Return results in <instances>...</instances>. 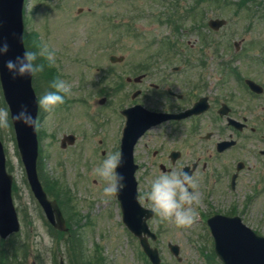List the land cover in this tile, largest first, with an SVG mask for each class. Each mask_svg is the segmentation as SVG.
I'll return each instance as SVG.
<instances>
[{
    "label": "rangeland",
    "instance_id": "rangeland-1",
    "mask_svg": "<svg viewBox=\"0 0 264 264\" xmlns=\"http://www.w3.org/2000/svg\"><path fill=\"white\" fill-rule=\"evenodd\" d=\"M133 1L27 0L23 12L25 47L39 51L47 44L56 50L54 65L49 66L43 57L38 60L45 64V71L33 77L38 98L56 77L72 85L62 105L51 110L39 105V176L47 192L52 193L50 187L54 184L64 193L60 199L67 204L68 214L63 215L70 231L57 239L30 191L11 122L8 128H0L7 170L13 176V202L21 223L19 234L12 240L28 248L26 257L16 259L20 264H58L60 257L64 264H74L72 249L76 244L75 248L83 250L85 260L95 253L99 255L94 264L142 263L138 245L124 232L109 196L103 194L106 181L94 173L102 161L101 150H106L107 154L117 151L120 111L132 104L131 88L127 85L122 87L124 89L117 87V83L122 82L119 70L133 66L143 69L157 63L156 72L162 69L170 72L174 66H186L180 73L182 76L204 73L209 68L217 71L216 64H226L237 58L234 42H242L243 53L233 69L264 86V19L260 17L264 8L253 6L251 11L238 10L236 4L240 0L209 1L201 5L194 0H179L180 8L186 11L197 7V17L195 22L192 17H183L174 33L162 16L168 7L166 0H162L166 4L158 0H135V5ZM216 3H230V6L219 7ZM262 4L264 7V1ZM215 18L227 21L216 32L207 26V21ZM173 39L174 44L171 43ZM112 55L123 57V62L110 63ZM172 56L176 57L170 62ZM201 61L206 64L202 71ZM236 86L239 85L234 87L235 95L239 100L242 95V105L248 103L253 109L258 107L254 109L256 114L252 121L264 134V93L262 97L252 98ZM101 98L106 99L103 105H99ZM0 107H6L1 89ZM64 135H75V143L61 148ZM92 162H96L94 168ZM248 164L256 169L242 174L231 200L234 197L235 208L246 213L247 225L264 236V158L251 159ZM53 199L60 202L57 197ZM186 228L167 224L161 231L158 249L164 264H203L197 248L202 242H197L195 233ZM169 242L179 246L181 263L169 253L166 247Z\"/></svg>",
    "mask_w": 264,
    "mask_h": 264
},
{
    "label": "flooded vegetation",
    "instance_id": "flooded-vegetation-1",
    "mask_svg": "<svg viewBox=\"0 0 264 264\" xmlns=\"http://www.w3.org/2000/svg\"><path fill=\"white\" fill-rule=\"evenodd\" d=\"M239 61L232 59L226 64H216L217 71L209 68L204 73L195 75H180L186 69L184 65L174 66L170 68V72L165 69L156 72L154 67L158 66L157 63L150 64L148 68L133 66L118 72L124 79V83L121 82L118 88L127 85L132 90V104L126 108L142 106L153 113L180 116L199 103L198 114L171 118L150 127L137 139L133 148V164L130 168L133 169L137 187V200L142 208L152 211L147 226L156 234L157 240H148L157 249L161 231L167 224H176L161 220L152 210L150 201L144 199V193L149 190L152 179L163 172L183 169L192 174L196 181L197 186L190 190L195 191L199 197V201L192 205L197 218L190 226L183 227L195 233L197 242H212L207 221L214 216H238L247 225L246 213L236 211L235 198L231 200V195L240 185L242 174L252 169L255 171L256 167H250L248 162L264 158V134L252 121L256 114L254 109L258 107L253 109L248 103L242 105V95H239V100L234 87L239 85L236 87L252 98L262 97L263 93L256 94L247 86L246 80H251L262 87L255 79L235 74L233 66ZM205 65L202 61L199 63L201 71ZM210 71L212 72L209 74ZM120 116L122 128L125 118ZM75 139L74 135V141ZM119 143L117 151H120ZM99 144L103 146V141L100 140ZM108 155L106 150L100 151L101 160ZM92 165L94 168L96 162H92ZM257 177L261 178L262 175ZM109 199L111 207L120 216L124 232L134 237L122 223L121 203L116 196H109ZM134 240L138 245L135 237ZM166 247L171 254L168 246ZM143 261L148 264L146 257ZM179 261L181 263L182 259ZM217 263L221 264L218 260Z\"/></svg>",
    "mask_w": 264,
    "mask_h": 264
},
{
    "label": "water",
    "instance_id": "water-1",
    "mask_svg": "<svg viewBox=\"0 0 264 264\" xmlns=\"http://www.w3.org/2000/svg\"><path fill=\"white\" fill-rule=\"evenodd\" d=\"M24 0H0V41L7 39L11 45L7 56L0 57V86L4 101L10 110L15 114L21 105H28L33 115H37L38 103L37 98L32 88V78H13L4 67V62L9 58H14L16 55H22L25 51L23 45V9ZM224 20H210L208 25L213 30H217L225 25ZM112 62L121 61L122 57L110 58ZM253 86V84H252ZM101 100L100 103H103ZM192 111L184 115L192 114ZM127 118L126 127L124 129V137L122 141L123 153V174L126 177L127 187L119 194L123 202L125 214L134 217V221L127 224L128 228L135 235L142 236L148 234L147 228L142 221L144 214L135 201V184L132 175L128 174L126 167L132 161V148L138 137V131H142L141 125L148 126L152 123L155 115L145 111L136 109H127L124 112ZM159 121V120H158ZM16 145L24 165L26 177L30 189L42 207L46 218L50 224L59 231H66L65 221L56 201L48 200L42 186L37 178L36 162L38 155V142L36 129L25 127L22 124L12 122ZM65 141L71 144L72 136L65 137L62 146H65ZM12 184L13 178L6 170L5 155L3 146L0 142V237L6 239L9 235L19 230L17 214L12 203ZM236 235H246L244 240L233 238V241H228L225 236L216 239V252L226 264H264V238H258L250 231L243 233L236 228ZM216 234L223 235L220 230H216ZM252 237H251V236ZM141 245L147 256L154 264H159L157 251L150 249L148 245L141 240ZM174 255H177L175 247L171 248ZM60 264H63L62 260Z\"/></svg>",
    "mask_w": 264,
    "mask_h": 264
},
{
    "label": "clouds",
    "instance_id": "clouds-1",
    "mask_svg": "<svg viewBox=\"0 0 264 264\" xmlns=\"http://www.w3.org/2000/svg\"><path fill=\"white\" fill-rule=\"evenodd\" d=\"M11 45L5 38L0 41V57L7 56ZM46 58L48 65L56 63V50L47 44L41 46L39 51L25 50L22 55H16L4 62V67L15 79L32 78L45 71V64L38 62L39 58ZM72 85L66 79L56 77L49 82L38 99V104L44 110H51L62 105L67 95L71 93ZM10 122L22 124L25 127L39 129L41 121L33 115L28 105H21L13 114L7 107H0V128H8ZM123 153L115 151L110 153L94 169L98 178L106 181L103 187L105 196H118L127 187L125 175L118 171L123 166ZM196 181L192 174L183 169L163 172L155 176L144 199L150 201L152 210L164 221H171L177 226H190L197 218L196 210L192 207L199 201L194 189Z\"/></svg>",
    "mask_w": 264,
    "mask_h": 264
},
{
    "label": "trees",
    "instance_id": "trees-1",
    "mask_svg": "<svg viewBox=\"0 0 264 264\" xmlns=\"http://www.w3.org/2000/svg\"><path fill=\"white\" fill-rule=\"evenodd\" d=\"M158 1H162V0H158ZM157 1V2H158ZM209 1H213V2H217L218 0H198L195 1V3L202 4L204 2L208 3ZM226 1H223V3H225ZM134 5H135V0L133 1ZM220 3V2H219ZM219 3H216L219 7H226L227 8L230 6L227 4H222L220 5ZM175 4V8L170 9V3H167L168 7L165 9V13L162 15L164 17L163 20H169V21H175L177 20V22H180L182 20V15L179 13L180 8H178V4H179V0L174 1ZM248 5L249 8H246L245 6ZM254 5H258L261 6L262 8V2L258 3L256 2V0H240V2L238 3V5H236V8H239L238 10H244V11H251L250 8H252ZM195 7L191 8L190 10H194ZM187 12V11H186ZM250 13V12H249ZM260 17L262 19H264V12L263 14H260ZM51 191L52 193H49V195H51L52 197H57L58 199H60V197L64 196V193L62 191H58L56 185L52 184L51 185ZM62 200V199H61ZM62 203L65 204V202L62 200ZM65 213L68 214V212L64 209ZM61 234L57 233V237L59 238ZM64 235V234H63ZM75 247H78V244L75 245ZM73 248L72 251L76 252V256H78L79 253H82V249H77V248ZM28 248L27 245H19L18 242H15L13 240H9L8 242H4L2 240H0V264H18V263H14V261H16V259L20 256V257H26V255L28 254ZM80 263L79 264H86L85 260L83 259V256L79 257Z\"/></svg>",
    "mask_w": 264,
    "mask_h": 264
}]
</instances>
